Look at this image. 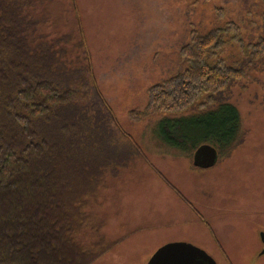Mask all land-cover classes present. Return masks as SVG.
<instances>
[{
	"label": "rangeland",
	"instance_id": "374dc122",
	"mask_svg": "<svg viewBox=\"0 0 264 264\" xmlns=\"http://www.w3.org/2000/svg\"><path fill=\"white\" fill-rule=\"evenodd\" d=\"M68 3L51 0L47 14L60 17L72 43L78 37ZM77 5L91 78L80 80L83 56L47 57L40 65L49 63L60 81L58 71L65 67L64 77L88 83L79 87L78 97L53 111L48 131L53 125L60 139L62 129L69 130L64 139L74 167L82 165L76 151L83 149L85 167L102 174L100 215L110 234L104 236L109 249L94 264H148L170 243L204 250L217 264H264V61L257 64L231 41L232 35H225L217 55L229 64L241 63L247 75L216 94L215 105L141 122L130 116L147 105L151 86L185 68L180 50L193 30L205 34L234 21L243 45L256 43L264 33L263 0H77ZM226 106L235 107L240 120L219 133L218 122L210 118ZM44 122L38 120L36 128L43 129ZM201 124L214 128L218 140L197 141L195 126ZM164 131L177 141L187 137L190 147L197 141L196 149L216 144L218 162L193 168L190 147L185 151L166 141ZM152 166L197 208L215 237Z\"/></svg>",
	"mask_w": 264,
	"mask_h": 264
},
{
	"label": "trees",
	"instance_id": "16d2710c",
	"mask_svg": "<svg viewBox=\"0 0 264 264\" xmlns=\"http://www.w3.org/2000/svg\"><path fill=\"white\" fill-rule=\"evenodd\" d=\"M50 1L0 0V264H94L109 249L104 236L110 234L104 232L106 222L100 215L104 206L99 201L102 174L95 171L96 167H85L81 148L76 151L77 161L84 166L74 167V154L64 139L69 130L63 128L60 139L53 125L48 131L53 111L78 97L79 87L88 83L82 81L81 85L64 77L65 67L58 71L64 80L60 81L49 63L40 65V61L59 55L65 60L83 56L86 65L80 69V80H87L89 75L91 78L92 71L77 0H68L75 12L72 25L78 37L72 43L68 42L71 33L61 25L60 17L54 20L47 14ZM217 11L223 18L224 9ZM262 18L264 21V12ZM239 32L234 21L205 34L193 30L190 42L180 50L185 68L151 86L147 105L132 110V120L141 122L215 105L216 94L247 75L241 63L229 64L217 55L225 46V35H232L231 41L259 61L257 64L264 61V33L256 43L245 47ZM223 109L210 118L218 122L214 128L219 133L228 132L229 125L235 128L240 120L235 107ZM38 120L45 121L43 129L36 128ZM214 128L195 126L200 133L197 141L212 137L218 140ZM172 137L164 131L166 141L177 143L185 151L190 147L187 137L178 141ZM195 145L190 147L191 162L193 168L200 169L194 166V152L199 148ZM211 145L217 149L216 144ZM152 169L215 237L212 226L197 208L162 172L155 166Z\"/></svg>",
	"mask_w": 264,
	"mask_h": 264
},
{
	"label": "water",
	"instance_id": "95a60500",
	"mask_svg": "<svg viewBox=\"0 0 264 264\" xmlns=\"http://www.w3.org/2000/svg\"><path fill=\"white\" fill-rule=\"evenodd\" d=\"M218 150L212 145H201L194 153V166L208 169L217 163ZM264 253V251H263ZM148 264H217L204 250L185 243H170L161 247Z\"/></svg>",
	"mask_w": 264,
	"mask_h": 264
},
{
	"label": "flooded vegetation",
	"instance_id": "af4514ba",
	"mask_svg": "<svg viewBox=\"0 0 264 264\" xmlns=\"http://www.w3.org/2000/svg\"><path fill=\"white\" fill-rule=\"evenodd\" d=\"M218 160H219V152H218ZM218 160H217V162H218Z\"/></svg>",
	"mask_w": 264,
	"mask_h": 264
},
{
	"label": "crops",
	"instance_id": "0c3cea01",
	"mask_svg": "<svg viewBox=\"0 0 264 264\" xmlns=\"http://www.w3.org/2000/svg\"><path fill=\"white\" fill-rule=\"evenodd\" d=\"M214 230V229H213ZM215 232V231H214ZM216 235V234H215Z\"/></svg>",
	"mask_w": 264,
	"mask_h": 264
}]
</instances>
